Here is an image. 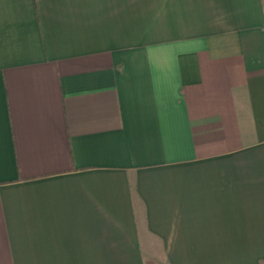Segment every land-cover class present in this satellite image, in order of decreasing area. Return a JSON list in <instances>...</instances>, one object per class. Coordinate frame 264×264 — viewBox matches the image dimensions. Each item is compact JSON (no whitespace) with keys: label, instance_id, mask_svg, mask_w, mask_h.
I'll use <instances>...</instances> for the list:
<instances>
[{"label":"crops","instance_id":"1","mask_svg":"<svg viewBox=\"0 0 264 264\" xmlns=\"http://www.w3.org/2000/svg\"><path fill=\"white\" fill-rule=\"evenodd\" d=\"M0 264H264V0H0Z\"/></svg>","mask_w":264,"mask_h":264}]
</instances>
